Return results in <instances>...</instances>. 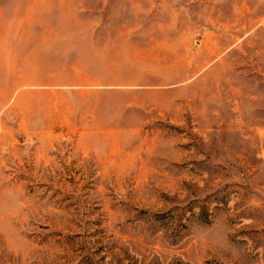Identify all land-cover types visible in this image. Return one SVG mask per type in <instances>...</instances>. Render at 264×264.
<instances>
[{"label": "rangeland", "instance_id": "obj_1", "mask_svg": "<svg viewBox=\"0 0 264 264\" xmlns=\"http://www.w3.org/2000/svg\"><path fill=\"white\" fill-rule=\"evenodd\" d=\"M0 264H264V0H0Z\"/></svg>", "mask_w": 264, "mask_h": 264}]
</instances>
